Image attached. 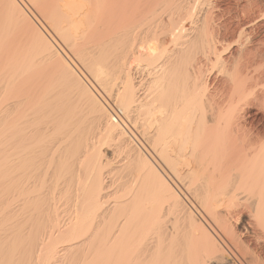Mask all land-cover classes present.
I'll return each mask as SVG.
<instances>
[{
  "label": "bare ground",
  "instance_id": "bare-ground-1",
  "mask_svg": "<svg viewBox=\"0 0 264 264\" xmlns=\"http://www.w3.org/2000/svg\"><path fill=\"white\" fill-rule=\"evenodd\" d=\"M22 1L0 0V264H264L261 0L221 27L219 0ZM228 39L225 116L195 57Z\"/></svg>",
  "mask_w": 264,
  "mask_h": 264
},
{
  "label": "rangeland",
  "instance_id": "rangeland-1",
  "mask_svg": "<svg viewBox=\"0 0 264 264\" xmlns=\"http://www.w3.org/2000/svg\"><path fill=\"white\" fill-rule=\"evenodd\" d=\"M22 1V0H21ZM137 0H134V2H133V4H134V6H135V3H136V6L138 7V6H141L142 7V5L140 4L141 3V1L138 3V2H136ZM216 2L218 1V0H215ZM238 0H219L217 3H216V8H218V9H216V10H214L216 13L218 12V10H219V12H218V17H216L215 18V20L213 21L214 22V25H217V27H221V26H224V25H226V24H229L230 22H231V20L234 18V16H236L237 15V13L238 12H240V9L242 8V6L245 4V2L244 1H246V0H239V2H237ZM22 2H24L25 4H26V1L25 0H23ZM123 3L124 4V2L123 1H119V3L117 4L118 5V8H117V6H116V4H113L114 5V7L113 8H116L117 10L119 9L120 10V8H119V5H121L120 3ZM131 2V0L129 1V3ZM261 2L264 4V0H261ZM132 3V2H131ZM137 3L138 4H140V5H137ZM238 3H240V5L238 4ZM126 4H128V2H126L125 3V5ZM133 4H130V6L131 5H133ZM262 4V5H263ZM116 6V7H115ZM129 6V4L127 5V8H129V10L128 11H126L127 12V14H128V12H130V10L132 11L133 10V12H134V8L132 7L131 9H130V7H128ZM241 6V7H240ZM264 6V5H263ZM124 6L122 5L121 6V9H123V11L122 10H120V11H118V15L120 14V12H121V14H120V16H122L123 15V17H127V15L126 16H124L125 15V13L123 14L122 12H124V9L125 8H123ZM29 8V10H30V13L32 12V13H34L35 14V16L37 17V13H36V9H34V8H31L30 6L28 7ZM110 9H111V11H112V6L111 7H109ZM108 8V10L110 11V9ZM139 8L140 7H138V9H137V12L139 11ZM145 7H144V5H143V9H144ZM136 9V8H135ZM239 9V10H238ZM126 10V9H125ZM238 10V12H236ZM108 11V12H109ZM141 11H142V9H141ZM115 12H117L116 10H115ZM31 13V14H32ZM112 12H109V14H111ZM134 13H136V11L134 12ZM34 14L33 15H31V17H32V19L34 20V21H36L35 20V16H34ZM117 14L115 13V16L117 17ZM130 14V13H129ZM235 14V15H234ZM119 16V18H121ZM130 16V15H129ZM132 16V15H131ZM35 17V18H34ZM233 17V18H232ZM124 18H122L121 20H119L118 19V17H117V22H119V21H122ZM163 20H164V22L165 21H167V19H166V17L165 16H163ZM162 37V36H161ZM162 42H163V38H162ZM165 42V41H164ZM166 42H168V38H167V40H166ZM170 43V42H169ZM164 44H166V43H164ZM166 45H168V43L166 44ZM165 47V46H164ZM239 48L240 47H238V46H235V44L233 43V41L232 40H230V39H228V40H226V41H223L222 43H220V44H218L217 45V49H218V52L221 54V56H222V58L226 61L225 63H216V60H215V58L212 56L211 57V59H212V61H208L207 59H206V54H204V51H199L200 52V54L199 53H197L196 54V57L195 58H197L199 61H200V65H201V69H202V72H203V76L205 77V79H207L208 81L206 82L207 84H208V89H209V91L211 92V93H214L215 94V91H216V89L218 88V90H219V93H218V95H219V100L221 101L222 100V102H223V107H224V115L225 116H227V108L229 107L228 105H230V101H232V99H231V97H232V92L231 91H229V89H227V83L229 82V81H233V79L235 78H237V76H239V74H238V69L237 68H235L234 66H233V63H232V61H233V59L234 58H237V54H238V51H239ZM81 51L83 50V47L81 46V48H79ZM199 55V56H198ZM239 55V54H238ZM76 57H74V59H73V61L76 63V65L78 66V70H79V72L80 73H82V75L84 74L85 75V78L88 80V81H93V79H92V76H91V74L89 75V73L90 72H88V70L89 69H87L86 70V68H85V66L86 65H83L81 62H83L81 59V62H80V60L78 59V60H76L75 59ZM80 58V57H79ZM164 59V58H163ZM163 59H161V60H163ZM161 60H157V62H155L156 63V65L157 64H159L160 62H161ZM155 63H154V65H155ZM82 64V65H81ZM75 65V66H76ZM135 65H133V67H131V75H132V77L133 78H135L134 80L135 81H141L142 82V80L144 79L145 80V82H147L148 81V79L150 78L149 76V74H147V73H149L150 71H148V70H150V66H148V67H146V66H144V65H140V67L141 68H143V69H139L140 67L139 66H135ZM153 66V65H152ZM139 67V68H138ZM145 67H146V69H145ZM81 68V69H80ZM137 68V69H136ZM148 68V69H147ZM145 69V70H144ZM146 71V72H145ZM84 72V73H83ZM141 73V74H140ZM141 75H144V76H141ZM135 76V77H134ZM140 76H141V78H140ZM148 78H147V77ZM236 76V77H235ZM143 77V78H142ZM137 78V79H136ZM144 80H143V82H144ZM117 81H121L120 79H118ZM210 84H211V86H210ZM219 87H220V89H219ZM216 88V89H215ZM104 96V95H103ZM105 98H106V96H104ZM106 100H108L107 98H106ZM109 102V101H108ZM107 102V103H108ZM109 106H111L112 104H111V102H109ZM112 107V106H111ZM113 109H114V107H113ZM237 112V113H236ZM236 122H239V123H242V118L244 117L243 115H244V111H243V105H242V103H240L239 104V107H238V109L236 110ZM234 117H235V115H234ZM259 118H261V116L259 117ZM233 121H235V119L233 120ZM233 123V122H232ZM235 124V123H234ZM255 125H257V122L255 123ZM128 127L130 128V130H133V128H132V126L130 125H128ZM136 128V127H135ZM133 132H135V131H133ZM135 142V141H134ZM232 146H233V144H232ZM232 148V147H231ZM230 149V148H229ZM229 149H227V150H229ZM226 150V151H227ZM232 151H233V149H231ZM231 150H229L227 153H228V155H229V158H228V161H229V159L231 160L232 158H234V155H232L231 154ZM230 153V154H229ZM234 153V152H233ZM225 155V156H224ZM226 152H225V154L222 152L221 153V156H222V160H223V156L226 158ZM231 155V156H230ZM228 157V156H227ZM232 157V158H231ZM225 158H224V160H225ZM223 160V161H224ZM225 161H227V159L225 160ZM227 161V162H228Z\"/></svg>",
  "mask_w": 264,
  "mask_h": 264
}]
</instances>
